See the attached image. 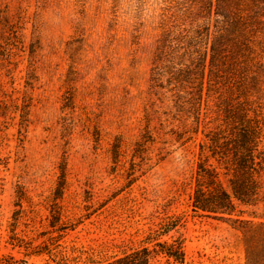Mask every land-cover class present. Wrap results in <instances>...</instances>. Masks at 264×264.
Listing matches in <instances>:
<instances>
[{
    "label": "rangeland",
    "instance_id": "374dc122",
    "mask_svg": "<svg viewBox=\"0 0 264 264\" xmlns=\"http://www.w3.org/2000/svg\"><path fill=\"white\" fill-rule=\"evenodd\" d=\"M185 5L0 0V264H100L143 247L151 264H180L159 252L175 240L182 264H245L240 232L190 209L204 138L166 71L208 22ZM238 210L264 221V198Z\"/></svg>",
    "mask_w": 264,
    "mask_h": 264
},
{
    "label": "trees",
    "instance_id": "16d2710c",
    "mask_svg": "<svg viewBox=\"0 0 264 264\" xmlns=\"http://www.w3.org/2000/svg\"><path fill=\"white\" fill-rule=\"evenodd\" d=\"M182 1L186 12L208 22L197 25V38L180 48L185 63L166 71L179 112L192 118L189 131L197 135L201 129L204 138L190 181V209L195 216L231 223L242 236L245 264H264V221L242 219L238 210L264 198V0ZM175 226V220L165 221L159 235ZM158 247L183 263L182 241ZM78 252L91 260L92 254ZM151 259L143 247L100 264H151ZM71 260L63 254L56 264Z\"/></svg>",
    "mask_w": 264,
    "mask_h": 264
}]
</instances>
